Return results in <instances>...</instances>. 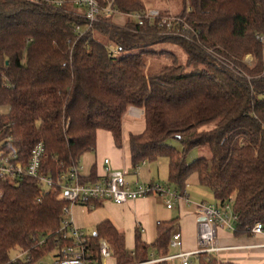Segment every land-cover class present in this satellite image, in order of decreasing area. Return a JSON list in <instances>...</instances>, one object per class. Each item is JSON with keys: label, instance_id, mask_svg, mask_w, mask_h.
<instances>
[{"label": "trees", "instance_id": "16d2710c", "mask_svg": "<svg viewBox=\"0 0 264 264\" xmlns=\"http://www.w3.org/2000/svg\"><path fill=\"white\" fill-rule=\"evenodd\" d=\"M73 1L58 9L45 0H0L3 154L26 166L42 143L40 173L56 181L94 149L97 131L110 133L121 147L123 116L138 108L145 128L129 136L133 169L165 157L168 185L179 186L195 174L216 203H232L236 234H249L255 222L264 227V0H176L173 14L196 32L191 42L163 35L156 24L137 26L114 16L78 38L73 28H83L85 21L72 12ZM109 1L123 15L146 9L142 0ZM162 44L177 47L184 59L154 49ZM154 61L161 66L147 72ZM169 139L181 149L165 144ZM194 150L207 156L187 163ZM100 178L80 175L79 182ZM59 192L57 184L45 190L27 175L0 178V264L58 258L72 244L59 233L66 206ZM173 222L157 223L152 247L169 242ZM93 234L86 236L85 250L92 264H102L101 240L116 264L148 257L138 232L132 253L108 220ZM198 264L236 263L201 254Z\"/></svg>", "mask_w": 264, "mask_h": 264}, {"label": "built area", "instance_id": "2783aa9c", "mask_svg": "<svg viewBox=\"0 0 264 264\" xmlns=\"http://www.w3.org/2000/svg\"><path fill=\"white\" fill-rule=\"evenodd\" d=\"M36 2V0H25ZM105 5L100 6L97 0H75L72 2V12L85 21L84 27L75 26L73 33L78 38L92 29L95 23L108 20L111 17H128L137 23V26L157 25L162 29V34L170 37H179L186 41H193L196 32L183 18L175 16L170 11H162L157 8H146L141 12L123 15L112 5L109 0H104ZM45 3L53 8L61 9L65 0H45ZM85 29V30H84ZM262 40V38H260ZM114 53V50H112ZM43 144H37L31 151L29 162L23 166L15 158V155H4L0 150V178L12 179L21 175H27L37 179L42 187L47 190L54 184L60 189L59 199L66 202L63 209L59 233L63 238H71L72 244L61 250V257L54 258L51 262L40 260L34 264H92L86 256L87 237L73 222L72 208L75 205L93 209L94 202L108 201L117 205L138 199L156 197L166 209H171L173 204H193L182 190L173 189L168 184L158 182L128 181L126 172L113 170L108 167L104 169V175L94 184L79 182L81 167H71L66 173L59 175L55 181L52 176L40 173V161L43 155ZM141 162L134 168L135 175L138 174ZM108 164V160H105ZM197 209L199 220L197 222L196 248L184 250L182 248V237L180 231H173L166 246L155 249L157 253H151L147 259L137 264H191V258L201 254H218L222 248L216 243V232L219 227L234 231V223L237 217L229 211L228 204L222 208L205 202L193 204ZM249 233L253 236L264 237V227L260 222H255ZM264 246V245H263ZM168 248L175 249L168 254ZM99 251L102 260L110 258L109 244L99 241Z\"/></svg>", "mask_w": 264, "mask_h": 264}, {"label": "crops", "instance_id": "0c3cea01", "mask_svg": "<svg viewBox=\"0 0 264 264\" xmlns=\"http://www.w3.org/2000/svg\"><path fill=\"white\" fill-rule=\"evenodd\" d=\"M3 112L4 109L0 108V114ZM140 121H142V126H140ZM144 128L145 123L142 110L130 107L122 120L121 147L115 146L110 133L102 130L97 131L94 149L85 153L80 158L79 166L81 167V175L85 177L94 175L100 178L104 175L105 167H108L113 170L125 171L128 181L137 180L146 183H159V181L153 177L154 175H152L151 162L140 165L137 175H135L134 169L131 166L128 145L129 136L142 133ZM105 160H108L107 165L105 164ZM160 183L168 184V169L166 180ZM169 185L173 189L184 191L193 204L205 202L219 208L222 207L214 200L212 202L209 201L208 198L212 196L211 192H208L206 188L197 183L195 174L189 175L179 186ZM149 198L138 199L122 205L103 201L100 202L97 207L90 210L86 209L84 206L75 205L72 208L73 222L75 226L85 234L84 230L94 231L95 226L100 222L104 220L110 221L113 226L124 235L125 248L131 253L134 247V235L138 232L141 240L149 246V255L151 253H157L155 249L162 247L151 246L156 238L157 223L174 221L171 233L175 230L180 231L182 248L187 251L194 250L196 248L197 222L199 220V215L195 206L193 204L186 205L184 203L173 204L171 209L165 208L166 211H169L166 212V219L156 220V217H154L156 206L153 204V206H151L148 202ZM156 200L159 205L163 206L160 200L157 198ZM231 204L232 203H228L230 212ZM216 243L223 249L218 254L213 255L217 261L236 264H264V237L262 236H253L250 233L236 234L234 231L219 227L216 232ZM167 251L168 254H170L173 253L175 249L168 248ZM102 264H116V262L110 257V259L107 258L102 260ZM191 264H198V256L191 258Z\"/></svg>", "mask_w": 264, "mask_h": 264}, {"label": "rangeland", "instance_id": "374dc122", "mask_svg": "<svg viewBox=\"0 0 264 264\" xmlns=\"http://www.w3.org/2000/svg\"><path fill=\"white\" fill-rule=\"evenodd\" d=\"M142 2H143L144 6L146 8H157L159 10L170 11L172 13L177 12L178 1H176V0H142ZM154 49H156V50H170V51L174 52L176 54V56L180 60L184 59L183 54L181 53V51L175 46H172V45H169V44H162V45H159V46H155ZM244 60H245L246 63H250L252 58H251L250 55H247ZM163 62L164 61H162V63ZM159 66H161V64H159V63H157L155 61L152 62V63L149 62L148 66L146 68V71L147 72H153ZM140 126H142V121H140ZM165 144H167L169 146H172V147L176 148L177 150L181 149L180 148V144L178 143V141L174 140V139L167 140L165 142ZM199 156H207L206 151H197V150L192 151L188 155V157L186 158V162L190 163L191 161H193L194 159H196ZM151 164H150V166H151V170H152V175H154L153 177L155 179H157V181H159V183L161 181H165L166 180V175H167V169H168L167 168L168 159L165 158V157H159V158L156 159V161L151 162ZM206 190H208V189H206ZM208 192H210V191L208 190ZM150 197L151 198L148 197L149 198L148 202L151 204V206H153V205L156 206V210L154 211V213H155L154 217H156L155 219L156 220H164V219H166L165 218V215L167 214L166 212H169V211H166L165 207L159 205L157 203L156 198H154L152 196H150ZM208 199H209L210 202L213 201L212 196H210ZM84 232H85V234L87 236L92 235L94 233L93 230H84ZM53 258L54 257H52V255L50 254V255H48L46 257V261L47 262H51L53 260Z\"/></svg>", "mask_w": 264, "mask_h": 264}, {"label": "water", "instance_id": "95a60500", "mask_svg": "<svg viewBox=\"0 0 264 264\" xmlns=\"http://www.w3.org/2000/svg\"><path fill=\"white\" fill-rule=\"evenodd\" d=\"M94 235V234H93Z\"/></svg>", "mask_w": 264, "mask_h": 264}]
</instances>
